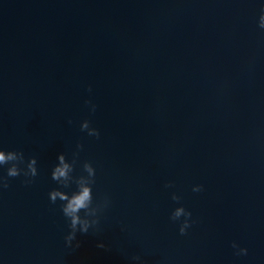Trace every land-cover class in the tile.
<instances>
[{"label": "water", "instance_id": "95a60500", "mask_svg": "<svg viewBox=\"0 0 264 264\" xmlns=\"http://www.w3.org/2000/svg\"><path fill=\"white\" fill-rule=\"evenodd\" d=\"M258 13L257 0H0V147L38 161L31 184L0 190V264H264ZM77 143L111 205L69 249L48 192ZM173 192L198 221L183 236Z\"/></svg>", "mask_w": 264, "mask_h": 264}, {"label": "clouds", "instance_id": "9594fccd", "mask_svg": "<svg viewBox=\"0 0 264 264\" xmlns=\"http://www.w3.org/2000/svg\"><path fill=\"white\" fill-rule=\"evenodd\" d=\"M259 13L257 18V27L264 31V0H257ZM91 93V86L87 89ZM88 106L90 113L96 111V105L90 99L84 101ZM71 123V121H69ZM80 130L86 132L89 137H100L98 128L91 126L89 119H84L80 123ZM77 151L72 153L71 159L66 158L64 153L56 156V163L52 166L50 177L57 187L48 192L49 201L53 204L59 201V209L67 224V232L63 237L66 248L75 249L80 246L77 235L93 234L100 231V221L103 214L111 205L110 198L105 195L103 197H95L93 187L96 184L97 170L93 163L84 161L79 164V150L83 145L77 143ZM38 161L35 156L25 159L24 153L19 150H5L0 147V190L8 188V178L23 176V183L29 185L38 175ZM80 167V173L74 174L77 167ZM165 187H172L171 183ZM193 192L203 191V185L195 184L192 186ZM171 199L177 202L170 213L169 219L178 224L180 235L188 234L189 230L198 221L193 218L191 210L187 209L183 204L179 203L181 197L175 192L172 193ZM97 247L104 248L103 242H98ZM231 247L234 249V255L246 256L248 249L241 247L236 241H233ZM133 264H146V261L140 255H133L131 258Z\"/></svg>", "mask_w": 264, "mask_h": 264}]
</instances>
